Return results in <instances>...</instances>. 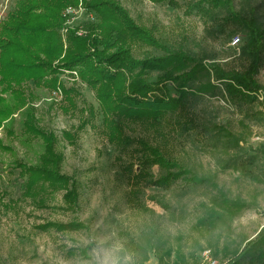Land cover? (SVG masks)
I'll use <instances>...</instances> for the list:
<instances>
[{
  "label": "rangeland",
  "instance_id": "obj_1",
  "mask_svg": "<svg viewBox=\"0 0 264 264\" xmlns=\"http://www.w3.org/2000/svg\"><path fill=\"white\" fill-rule=\"evenodd\" d=\"M17 1L0 0V22ZM87 1L75 7L87 9L95 22L78 11L70 25L82 27L80 36L64 20L57 31L64 51L70 34L99 37L100 19ZM115 1L169 50L205 67L242 69L249 62L247 32L227 23L226 8H208L203 0ZM232 5L264 30V0ZM131 53L138 61L165 54L142 43ZM162 73L145 77L155 82ZM209 73L186 85L176 107L133 116L100 101L75 72L56 73L61 87L55 89L48 76L5 95L22 102L0 128V264H100L113 250L121 264H228L264 236V37L254 76L261 89L251 100L230 98ZM206 82L213 89L196 90ZM155 96L178 99L172 83L149 101ZM30 127L54 136L58 170L75 182L78 211L64 201L69 185L27 184L25 168L36 166L43 150ZM115 127L120 140L112 135ZM156 154L177 167L160 168ZM182 171L204 182L194 185ZM257 254L251 249L237 264H264V253Z\"/></svg>",
  "mask_w": 264,
  "mask_h": 264
},
{
  "label": "trees",
  "instance_id": "obj_2",
  "mask_svg": "<svg viewBox=\"0 0 264 264\" xmlns=\"http://www.w3.org/2000/svg\"><path fill=\"white\" fill-rule=\"evenodd\" d=\"M77 1L18 0L15 9L0 22V128L13 117L22 102L10 101L5 95L10 94L11 98L15 88L26 82L44 80L48 76H51L46 80L50 87H61L56 73L62 71L75 72L83 83L96 89L100 101L111 103L120 116L138 115L144 110L158 113L161 108L176 107L186 94V85L197 82L203 71L208 75L212 71L215 80L224 84V90L230 98L251 100L252 95L261 89L254 76L259 68L264 30L254 19L244 18L235 12L232 0H203L208 8H226L227 23L238 25L247 32L245 52L249 62L242 69L230 70H224L219 65L205 67L183 51L169 50L150 30L135 24L115 0H88L86 6L97 13L100 19L99 37L81 38L70 34L69 47L64 51L57 31L65 20L62 12L68 7H75ZM135 43H142L165 54L138 61L131 53V46ZM190 64L192 67L185 71ZM135 70L138 71L135 73ZM157 71L163 73L155 82L145 77ZM167 83L175 86L178 99L168 97L163 100L155 96L149 101V95H154ZM213 87L210 82L199 83L196 90L208 91ZM30 131L41 138L43 150L39 163L25 168L27 184L33 185L44 180L69 185L64 201L71 211H78L75 182L58 170L54 136L31 127ZM112 135L120 140V128L115 127ZM154 160L160 168L177 167L175 163L167 162L157 154ZM181 174H185L188 182L194 185L204 182L189 172L182 171ZM70 226L83 227L80 223H71ZM263 246L264 236L246 245L228 264H237L251 249L258 250L257 257L263 256Z\"/></svg>",
  "mask_w": 264,
  "mask_h": 264
},
{
  "label": "built area",
  "instance_id": "obj_3",
  "mask_svg": "<svg viewBox=\"0 0 264 264\" xmlns=\"http://www.w3.org/2000/svg\"><path fill=\"white\" fill-rule=\"evenodd\" d=\"M81 10V14L82 13H86L85 16H87V21L93 23L95 22V19H94V16L92 13H89L85 10L84 7L82 6H78V7H68L64 10L63 12V17L65 18V22H66V25H68L71 29H75L76 30V33L78 35H82L84 34L83 31L81 30L82 27L81 26H78L76 28H73L70 24H71V21H75V19L77 18L76 15L78 14L77 12ZM239 43V38H235L232 40V46H236L237 44Z\"/></svg>",
  "mask_w": 264,
  "mask_h": 264
},
{
  "label": "clouds",
  "instance_id": "obj_4",
  "mask_svg": "<svg viewBox=\"0 0 264 264\" xmlns=\"http://www.w3.org/2000/svg\"><path fill=\"white\" fill-rule=\"evenodd\" d=\"M100 264H121V258L116 255L115 250L111 252H106L101 260Z\"/></svg>",
  "mask_w": 264,
  "mask_h": 264
}]
</instances>
